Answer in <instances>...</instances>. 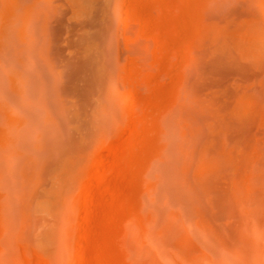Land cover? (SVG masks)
Listing matches in <instances>:
<instances>
[{
	"label": "rangeland",
	"instance_id": "1",
	"mask_svg": "<svg viewBox=\"0 0 264 264\" xmlns=\"http://www.w3.org/2000/svg\"><path fill=\"white\" fill-rule=\"evenodd\" d=\"M0 97V264H165L259 192L264 0H0Z\"/></svg>",
	"mask_w": 264,
	"mask_h": 264
},
{
	"label": "bare ground",
	"instance_id": "2",
	"mask_svg": "<svg viewBox=\"0 0 264 264\" xmlns=\"http://www.w3.org/2000/svg\"><path fill=\"white\" fill-rule=\"evenodd\" d=\"M19 39H21V37ZM14 45L15 44H13L12 46H14ZM16 50H17V48H16ZM53 65H54V62H53ZM9 96H11V95H9ZM207 120L209 121V119H207ZM206 126L209 127V122H208V125H206ZM208 127H206V128H208ZM261 145H260V147L263 146V145L262 146ZM260 149H262V151H264L263 150L264 147L260 148ZM261 154H264V152L259 153V155H261ZM259 155H258V157H259ZM261 157H262V155H261ZM263 157H264V155H263ZM258 160L260 161V159H258ZM261 161L259 163H260V165H261L260 167L262 169L258 166H257L258 168L256 169L257 173H258L256 177L260 176V178H259V180L256 178L257 181L254 180L257 187L253 186V190L249 191V192H251V195H252L254 193L255 188H258L256 190L259 192L257 194L254 193L252 196H249V197L246 196V198H248V200L244 196V195H247L246 192L245 191L241 192V194L245 193V194H242L244 196L245 202H242V200L240 199L242 197V195H240L241 197L239 196L240 198H237V199H240V202H242V203H240L238 205H236L237 204L236 202L234 203L237 206V209L234 210V209H232L231 206L229 207V205L231 203L230 202L228 206L223 205L224 208H223V210H221V211H223L222 214H220L218 212L219 208L221 206V205H219L220 202H218V200H220V199H214V201L212 200L214 202V205L218 204L217 206H213L212 205L213 202L211 201L212 202L211 205L214 208H218L217 209L218 211L216 213H219V214L215 215V212L213 213L211 211V214H214L216 216L211 221L204 222L203 219L202 220H199V219L194 220L195 219L194 218V219L190 220V222L186 223L187 227H188V229H187L188 230V236L190 239V242L187 241L189 243H187L185 245L186 248L183 247L184 245H183L182 240H181V242H182L181 244L183 246L182 247L179 246V247H181V249H179L178 247L175 246L176 245L175 241L173 242L169 238L164 237L162 233L156 232V234L152 235L151 240H150L151 243H156L158 245H161L162 247L163 246L166 247L164 250H161V251L159 249V252L165 258V261H166L165 264H264V166H263L264 162H262L263 163L262 164ZM216 164H214V166ZM214 166H212V167L214 168ZM215 168H217V167H215ZM218 168H219V163H218ZM215 170H217L216 173L218 174L219 170L218 169H215ZM258 171H261V172H258ZM222 173H219V174H222ZM203 176L204 175H202L201 177H203ZM213 176H215V175H213ZM219 177L221 178V176H219ZM198 178L199 177H197V178L195 177V180ZM213 178H215V177H213ZM203 181H206V180H203ZM214 181H215V179H214ZM195 182H197V181H195ZM216 183H219V182H216ZM222 183H223V181H222ZM197 184H200V183H197ZM201 185H203L202 182H201ZM206 186L207 185L205 183V187ZM212 186L213 185H211V188H213ZM214 186H216V184ZM202 188L204 189V187H202ZM216 188H218V186H216ZM208 191H210V190L208 189ZM257 191H255V192H257ZM205 192L208 193L207 191H205ZM231 192H233V191H231ZM209 193H210V197L209 196L208 197H209V199H211V192H209ZM219 195H220V193H219ZM229 196L230 197L233 196L235 198V196L232 195V193ZM213 197L214 196H212V198ZM215 198H218V197H215ZM234 198H232V199H234ZM209 199H208V201H209ZM222 199H223V197H222ZM215 200L218 203H216ZM207 204L209 205V202ZM227 204H228V202H227ZM210 208H212V207L210 206ZM212 218H213V216H212ZM181 244H179V245H181ZM169 248H170V250H168ZM145 263H146V261H145Z\"/></svg>",
	"mask_w": 264,
	"mask_h": 264
}]
</instances>
